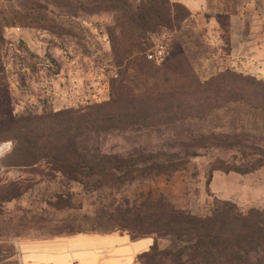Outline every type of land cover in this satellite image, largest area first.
Segmentation results:
<instances>
[{
  "label": "rangeland",
  "instance_id": "obj_1",
  "mask_svg": "<svg viewBox=\"0 0 264 264\" xmlns=\"http://www.w3.org/2000/svg\"><path fill=\"white\" fill-rule=\"evenodd\" d=\"M203 2L0 0V240L114 231L157 240L137 264H264V0ZM54 153L134 168L93 191L26 166Z\"/></svg>",
  "mask_w": 264,
  "mask_h": 264
},
{
  "label": "crops",
  "instance_id": "obj_2",
  "mask_svg": "<svg viewBox=\"0 0 264 264\" xmlns=\"http://www.w3.org/2000/svg\"><path fill=\"white\" fill-rule=\"evenodd\" d=\"M185 1L183 3L191 14L198 17L203 15V0L195 3ZM214 24L212 22L210 25L216 29ZM260 37L264 38V34ZM246 55H252V52ZM153 243L152 237L132 239L126 233H79L43 239H2L0 264H137V257L148 251Z\"/></svg>",
  "mask_w": 264,
  "mask_h": 264
},
{
  "label": "trees",
  "instance_id": "obj_3",
  "mask_svg": "<svg viewBox=\"0 0 264 264\" xmlns=\"http://www.w3.org/2000/svg\"><path fill=\"white\" fill-rule=\"evenodd\" d=\"M189 15L190 17L195 18L194 14L189 13ZM161 44L164 45L165 53H166V58L162 63L158 64L156 62H153L147 59L146 52L153 46L149 47L145 51L146 59L154 65H161L169 58L170 48L164 42ZM122 165L123 163L105 164V162L103 161L95 162L94 160H84V159L82 160L79 157H77V159H71L68 157H63L58 153L39 155L35 159H32L28 164H26V166H28L31 169H34V168L44 169L47 167L51 169V171L53 172V174H47L46 175L47 177L54 179L56 177V174H59L60 177H62V179L66 181L78 183L80 185H83L84 187H88L89 185H91L92 187H94L93 191H97L98 189L101 188V186L103 187L104 184H107V183H112V185L111 184L110 185L115 186L116 183L119 182V177L121 175L129 174V172H131V170L134 168V164L129 161L125 163V166H122ZM55 200H56L55 202L56 204H61L63 203V201L69 203L72 201V197L69 192L66 193L64 191H61L55 194ZM111 201H112V204H114L115 198H112ZM49 203H51L50 200H49ZM79 233H86V232L78 231L76 233H71L68 235H75ZM110 233H114V231L104 233V234H110ZM120 233H123V232H120ZM173 238L175 239V241H180V242L183 241V242L188 243V246H192L195 249V252L197 253V250L200 249L201 243L203 241H206L208 245L216 246V243L219 237L216 234L213 236L208 235L206 236V239L203 240L201 236L199 235H186L185 236V235H181L178 233ZM132 239H138V238H132ZM157 250H158L157 240L154 239V243L149 248V250L141 253L137 257V260H139L142 257L147 256L150 252H156ZM209 253L212 254V250H210ZM182 255H184V253L179 252L176 254V257L181 258ZM186 256L188 257L190 255L186 254ZM193 257H196V254H193Z\"/></svg>",
  "mask_w": 264,
  "mask_h": 264
},
{
  "label": "built area",
  "instance_id": "obj_4",
  "mask_svg": "<svg viewBox=\"0 0 264 264\" xmlns=\"http://www.w3.org/2000/svg\"><path fill=\"white\" fill-rule=\"evenodd\" d=\"M147 59L156 63H162L166 58L165 47L159 43L146 52ZM264 65V64H263Z\"/></svg>",
  "mask_w": 264,
  "mask_h": 264
}]
</instances>
